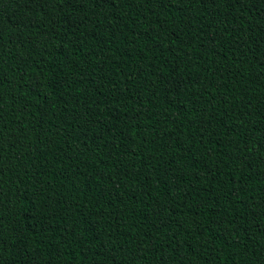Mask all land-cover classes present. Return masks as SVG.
Listing matches in <instances>:
<instances>
[{
    "label": "trees",
    "instance_id": "trees-1",
    "mask_svg": "<svg viewBox=\"0 0 264 264\" xmlns=\"http://www.w3.org/2000/svg\"><path fill=\"white\" fill-rule=\"evenodd\" d=\"M0 264H264V0H0Z\"/></svg>",
    "mask_w": 264,
    "mask_h": 264
}]
</instances>
